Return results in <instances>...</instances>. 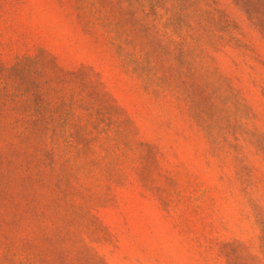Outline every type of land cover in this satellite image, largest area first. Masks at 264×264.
I'll return each instance as SVG.
<instances>
[{"label": "rangeland", "instance_id": "rangeland-1", "mask_svg": "<svg viewBox=\"0 0 264 264\" xmlns=\"http://www.w3.org/2000/svg\"><path fill=\"white\" fill-rule=\"evenodd\" d=\"M0 264H264V0H0Z\"/></svg>", "mask_w": 264, "mask_h": 264}]
</instances>
